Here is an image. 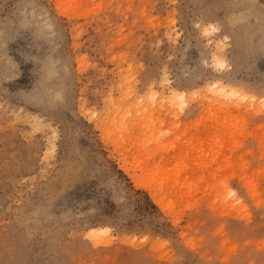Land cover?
Here are the masks:
<instances>
[{"label": "rangeland", "instance_id": "374dc122", "mask_svg": "<svg viewBox=\"0 0 264 264\" xmlns=\"http://www.w3.org/2000/svg\"><path fill=\"white\" fill-rule=\"evenodd\" d=\"M0 264H264V0H0Z\"/></svg>", "mask_w": 264, "mask_h": 264}, {"label": "bare ground", "instance_id": "6f19581e", "mask_svg": "<svg viewBox=\"0 0 264 264\" xmlns=\"http://www.w3.org/2000/svg\"><path fill=\"white\" fill-rule=\"evenodd\" d=\"M214 56V55H213ZM216 59H219V58H217V55H216V57H215ZM219 63H223V61L221 60ZM219 83H221V82H219L218 80H216V81H213V83H212V85H211V88H216V89H218V90H220V92H222V93H226V91H227V88H225V86L227 85V84H224L223 83V86H221ZM225 85V86H224ZM230 86V85H229ZM234 88V87H233ZM233 88H231L230 89V93H229V95H231V96H236V91L233 89ZM172 89H174V88H172ZM175 95H178L179 97H184V95H185V93L186 92H184V91H180V90H174V92H173ZM238 93H239V91H238ZM173 94V95H174ZM242 94V93H241ZM243 95H245V94H243ZM122 167H125L124 165L122 166ZM134 178V180L135 181H137L138 183H143V184H146V182L145 181H143L142 179H139V178H137L136 176H134L133 177ZM152 199H154V201L156 202V203H158L159 205H161L162 207H164L165 205H167L166 203L164 204L163 203V201H162V199H160L161 197L160 196H158L157 195V193L156 192H153V194H152ZM236 197V196H235ZM167 207V206H166ZM163 209V208H162ZM107 230H108V228L107 227H93V228H91L90 229V233L93 235V237L94 238H97L98 236H97V234L99 233V232H107Z\"/></svg>", "mask_w": 264, "mask_h": 264}]
</instances>
